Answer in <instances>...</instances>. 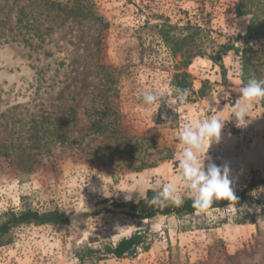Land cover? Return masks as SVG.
I'll return each mask as SVG.
<instances>
[{"label": "rangeland", "instance_id": "obj_1", "mask_svg": "<svg viewBox=\"0 0 264 264\" xmlns=\"http://www.w3.org/2000/svg\"><path fill=\"white\" fill-rule=\"evenodd\" d=\"M88 1L101 25L63 21L44 0H0V223L10 212L57 211L69 220L79 209H97L77 217L78 229L69 222L12 228L0 244V264H79L76 249L115 244L138 230L147 233L148 251L98 264H264V187L253 192L251 203L184 217L139 220L115 206L137 204L153 184L183 189L180 129L215 115L208 98L229 102L219 65L227 69L240 54L219 55L221 46L257 51L247 55L255 58L252 74L264 79V39L250 41L253 16L237 14L248 0ZM21 10L28 16L19 25ZM253 13L263 21L262 8ZM189 35L190 46L206 54L184 68L168 45ZM176 69L191 77L189 105L180 116L167 105L147 112L141 99L146 90L175 104ZM202 83L204 98L195 94ZM230 118L222 120L221 132L238 135L226 125ZM250 119L259 130L250 141L239 137L235 149H224L220 139L207 154L230 166L235 193L253 176L264 178V113ZM98 122L111 123L110 132H95ZM256 139L262 158L250 167L241 153ZM181 194L190 198L186 190Z\"/></svg>", "mask_w": 264, "mask_h": 264}, {"label": "trees", "instance_id": "obj_2", "mask_svg": "<svg viewBox=\"0 0 264 264\" xmlns=\"http://www.w3.org/2000/svg\"><path fill=\"white\" fill-rule=\"evenodd\" d=\"M45 4L48 8H50L55 17L60 18L63 21L71 19L72 21H81L85 19H91L93 23L101 25L102 18L98 16L93 11V6L89 3L88 0H44ZM243 3L244 0H239ZM248 4L245 6L239 5L237 7V14H251L252 21L251 26L254 28L250 30L248 35V39L250 41H258L260 39H264V19L261 22H258L257 16L253 11H257L258 8H262L264 10V0H248ZM27 14L22 10L17 14L16 24H21L23 20L27 19ZM32 22L33 16H31ZM29 20V19H28ZM27 20L25 27L28 28L30 26L29 21ZM31 22V23H32ZM104 26V25H103ZM106 26V25H105ZM191 29L192 27H187ZM199 27H194L195 33L198 34L200 32ZM47 30V29H46ZM39 29H35V35L39 34ZM14 38V37H13ZM192 36H184L181 39H169L170 43L168 45L169 52L171 56H176L180 54L183 59L181 62L182 67H187L190 64V59L194 57H203L206 53L201 46H190V40ZM28 42V39L26 40ZM229 51H235L240 54L241 58V67L243 71V76L240 77L241 85L243 86V82L247 80L249 76H254L252 73L254 72L252 68L254 65L252 64V60L254 57L248 56V53H251L253 56L257 55L258 52L252 49L251 47H244L240 51L237 50L234 46L226 47L221 46L218 49V53L225 54ZM178 67V66H177ZM176 67V68H177ZM221 79H225L227 69L223 67V65H219ZM107 70L108 68H103ZM110 75V73H109ZM256 77V76H255ZM109 78V79H108ZM106 80H110L111 76H109ZM257 78V77H256ZM112 81V79H111ZM113 82V81H112ZM192 80L190 75L185 71H176L172 74L171 85L174 89H188L190 90L192 87ZM206 83H202L199 90L195 93L198 97L204 98L207 93L205 91ZM193 92V91H192ZM107 100V97H105ZM108 104V103H107ZM108 108V105L106 106ZM70 112H74L69 109ZM66 121L63 122L65 125ZM111 123L98 122L95 127V132L98 134L104 135L106 132H110L109 126ZM261 187H264V178L252 177L248 184L242 188L239 192H236L237 202L233 201L231 206H236L239 203H251L253 200V192ZM153 195L152 189H149L146 192V195L143 199L139 200L137 204L131 205L130 203H124L120 205V207H127L132 213H126L127 216L139 219V220H147L152 219L156 216H177L184 217L195 214L194 209L192 207L191 198H184V203L182 206H174L169 205L167 207H156L149 205L146 201L148 198H151ZM229 202L227 200H216L214 201L212 208L209 211L213 210H221L228 206ZM261 207L264 211V201L261 202ZM6 219L0 223V244L3 242V238L8 234V232L17 226L20 225H67L68 217L58 213L57 211L39 213L33 210H25L18 214L10 212L5 215ZM150 242L148 241L147 233L143 230H138L132 233L129 237H124L120 239L115 244H103L100 248H92V247H81L76 249L74 252V256L77 259L79 264H98L100 261L115 258V259H123V258H134L138 251L146 252L149 250Z\"/></svg>", "mask_w": 264, "mask_h": 264}, {"label": "clouds", "instance_id": "obj_3", "mask_svg": "<svg viewBox=\"0 0 264 264\" xmlns=\"http://www.w3.org/2000/svg\"><path fill=\"white\" fill-rule=\"evenodd\" d=\"M237 75L243 76L242 69L237 70ZM239 94V98L232 106L231 118H234L237 127L243 128L250 123L251 107L255 103L264 101V79L249 76L243 82V86L239 88ZM189 96L190 90L176 88V102L171 106L163 103V98L156 91H143L141 99L145 110L149 113L154 108L159 110L162 105H167L180 116V110L189 105ZM224 126L225 123L215 115L183 124L178 133L179 141L184 146L178 154V167L184 187L181 189L172 183L153 184V195L146 201L149 205L156 207L182 206L184 196L181 192L184 190L192 200L194 213H206L216 200H227L228 206H231L233 201L237 202L238 198L235 195L234 178L230 166L227 163L218 165L207 155L210 147L220 142L221 130ZM206 161L207 167H205ZM125 198L129 199L127 195Z\"/></svg>", "mask_w": 264, "mask_h": 264}, {"label": "crops", "instance_id": "obj_4", "mask_svg": "<svg viewBox=\"0 0 264 264\" xmlns=\"http://www.w3.org/2000/svg\"><path fill=\"white\" fill-rule=\"evenodd\" d=\"M230 58V55H228L227 59ZM227 67V66H226ZM225 84L221 85V89L225 90L226 95L228 94V90H231L235 95L236 98H239V88L242 87L241 85V81L239 78H232V77H228L225 76V79L223 81ZM208 100L210 101H203V104L205 102V104H207L208 108H210L211 110H213L215 112V116H217L219 119L221 120H227L231 117V112H232V107L230 106V102L226 103V104H221L218 102V100L215 98H208ZM264 113V101H260L258 103H255L251 109H250V114L249 117L256 120L257 116H261V114ZM223 141V148L227 149V148H234L235 149V145L239 142L240 138L238 135H233L231 133H224L221 132V138ZM261 145L262 142L260 139H256L252 142V144H250V146L248 147V149H245L242 154V159H245V163L247 164V166L250 167H255L258 166V160H260L262 157H259V155H261L262 150L261 149Z\"/></svg>", "mask_w": 264, "mask_h": 264}, {"label": "built area", "instance_id": "obj_5", "mask_svg": "<svg viewBox=\"0 0 264 264\" xmlns=\"http://www.w3.org/2000/svg\"><path fill=\"white\" fill-rule=\"evenodd\" d=\"M239 69H242L240 55H233L230 58V62H229V66L227 68V72L229 73V75L231 77L240 78V76L237 75V70H239ZM227 96H228L229 102L234 105L236 103V100H237L236 95L231 90H229ZM205 118H208V117L206 115L202 116V119H205ZM249 122L250 123L246 127L239 128L236 126V122H235L234 118H230V120L227 122L226 125H228L231 129L236 131L238 136L243 141H250L257 134V132L259 130L256 127L253 120H251L250 118H249ZM263 127H264V125H263Z\"/></svg>", "mask_w": 264, "mask_h": 264}, {"label": "water", "instance_id": "obj_6", "mask_svg": "<svg viewBox=\"0 0 264 264\" xmlns=\"http://www.w3.org/2000/svg\"><path fill=\"white\" fill-rule=\"evenodd\" d=\"M99 209V208H98ZM97 210V209H95ZM95 210H90V209H79L72 217L69 218L68 222H69V225L72 226V227H75V228H79L78 227V224H77V217L82 214L83 212H86V211H95Z\"/></svg>", "mask_w": 264, "mask_h": 264}]
</instances>
